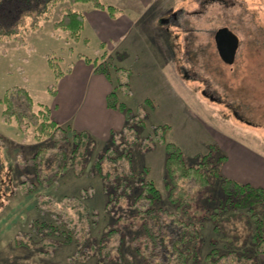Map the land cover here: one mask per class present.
I'll return each instance as SVG.
<instances>
[{
  "label": "rangeland",
  "instance_id": "374dc122",
  "mask_svg": "<svg viewBox=\"0 0 264 264\" xmlns=\"http://www.w3.org/2000/svg\"><path fill=\"white\" fill-rule=\"evenodd\" d=\"M101 1L126 7L119 16L127 20L125 53L105 49L112 66L110 90L118 85L116 77L121 81L128 79L125 75L117 76L115 69H128L130 92L119 93V99L143 119V126L134 127V139L124 124L122 129L114 131L113 137L110 132L106 139L95 142L82 168L81 164L71 165L68 161L66 171L57 175L52 174L56 151H50L40 172L46 176L52 174V181L39 183L31 159L41 143L34 137L32 127L24 132L14 123L7 125L2 121L1 100L7 89L22 87L36 103L54 104L50 90L47 91L48 87L56 88L47 64V59H51L59 64L64 75L70 74L63 87L68 88V94L64 93L61 99L76 92L82 104H86L88 99L98 96L100 86L95 78L85 77V64L78 57L99 62L102 53L99 40L88 30L86 36L91 40L88 45L82 41L74 43L67 33L53 29L64 4L41 30L25 36V45L0 42V158L12 174V195L1 191L4 195L0 206V264H97L103 257L101 245L106 238L109 239L105 264H143L141 256L149 244L141 221L136 211L127 209L121 199L107 206L106 177L100 173L123 171L126 174L117 177L118 183L131 182L144 171L146 180H151L160 193L155 209L175 212L165 187L166 153L164 144L158 140L159 126L166 127L165 142L174 143L182 150L187 166L197 165L199 158L210 151L217 165L219 157L225 156L228 164V155L241 151L252 157L249 164L254 165L252 162L256 160L264 163V0ZM131 2L138 7L129 9ZM73 8L86 15L102 13L91 4H76ZM222 27L232 30L240 42L231 66L220 60L213 40L215 31ZM69 81H72L70 87ZM107 148L114 160L107 157L102 160L103 171L99 172L95 163L108 152ZM71 150L70 142L68 159L73 158ZM126 153L131 159L133 175L128 173L130 166L125 157L121 158ZM243 159L248 160L244 154ZM243 165L233 163L227 169L234 174L248 170L247 176H259ZM223 168L224 165L221 172ZM22 183L29 192L21 189ZM193 187V192L202 190ZM220 195L219 181L211 179V186L197 196L198 203L211 211ZM75 199H80V204L87 208L86 220ZM245 212L229 210L222 218L246 215ZM200 219L199 237L186 246L190 251L187 264H207L205 256L213 248L223 254L234 251L254 255L258 264H264V256L254 252L253 225L248 235L241 221L236 223L238 237L244 242L239 249L226 243L208 218ZM43 222L56 225L64 235L39 232L38 226ZM46 243H54L55 247L46 248ZM91 245L95 246L93 252ZM157 260L162 262L166 257Z\"/></svg>",
  "mask_w": 264,
  "mask_h": 264
},
{
  "label": "trees",
  "instance_id": "16d2710c",
  "mask_svg": "<svg viewBox=\"0 0 264 264\" xmlns=\"http://www.w3.org/2000/svg\"><path fill=\"white\" fill-rule=\"evenodd\" d=\"M64 4L66 6L61 9L60 18L53 22V29L67 33L68 38L72 42L79 43L82 41L85 45L89 44V40L82 39L85 16L82 12L74 9V5L91 4L96 10L106 12L111 18L119 12L114 6L105 4L101 0H0V42H15L19 45H25V36L28 33L41 30L44 23L52 20L55 10ZM185 23L188 25V22ZM98 48L102 51L99 62L81 55L78 58L91 65L93 73L103 75L109 83H112L110 72L112 66L108 61L109 56L105 50V45L100 43ZM47 64L56 84L64 73L59 64L51 59H47ZM115 73L117 76L125 75L128 79L130 77L128 69L116 68ZM128 79L121 81V79L116 77L118 85L113 86L106 95L105 104L108 109L117 111L123 116L125 130H131L135 139L136 131L134 127L136 125L142 127L143 119L135 115L119 99V93L127 95L130 92ZM47 91L51 96H55L56 89L54 86L48 87ZM1 103L4 107L1 114L2 121L7 125L14 123L19 130L24 132L32 127L34 137L41 143L36 148L35 154L31 159L33 174L37 177L39 183H50L52 174L64 173L68 161L71 162V165L77 162L81 164V168L83 167L87 153L97 141L90 134L78 132L70 128V126H62L56 123L51 117L49 107L36 103L30 93L22 87L7 89ZM165 129V126H159L156 131L160 130L158 140L164 144L166 153L164 162L166 173L165 187L168 191V201L175 208V212L169 213L165 210L155 209L154 205L159 202L160 193L151 180H146L144 171L136 175L131 182L121 180L118 183L115 182L117 177H122L126 173L117 171V169L102 172L101 161L106 157L110 161L114 160L112 153H109V148L106 149L108 152L101 155L95 163L96 170L102 172L100 176L106 177L104 193L108 200L107 206H109L111 201H120L119 199H121L127 209L136 211L137 217L141 221L140 226L144 231L146 242L149 244L148 250L144 251L141 256L143 264H187L190 259V251H188L186 246L199 237L200 217L202 219L208 218L213 223L214 230L222 234V239L239 249H242L244 242L238 237L236 223L241 221L248 235L253 225L254 232L251 231V241L255 247L254 252L256 255L264 256L263 190L225 177L221 172V166L225 163L226 157H219L217 160L219 165H217L212 160L213 154L211 151L202 155L197 165L187 166L182 150L174 143L165 142ZM114 134V132H111V137ZM70 142L72 144L71 157L73 158L68 159L67 146ZM50 151H56L55 169L51 175L46 176L40 170L41 166L47 162V156ZM124 157L130 166V172L128 173L133 175L131 159L127 153L123 154L121 158ZM11 178V172L0 158V206L2 204L1 195L8 192L12 195ZM211 179L219 181L221 195L217 200V204L214 200V208L208 211L201 208L197 196L200 191H205L211 186ZM194 185L202 190L197 189L193 192ZM21 189L25 193L30 191L24 183H22ZM1 191L4 194H1ZM116 191H119V194L116 195ZM128 198L132 199L129 200ZM75 200L77 204L81 205L80 199ZM80 207L84 210L82 212L84 214L81 216H84L86 220L88 210L84 205ZM72 208H76V205ZM237 209H244L246 215L236 216L231 214L226 218H222V215L229 210ZM164 219L167 220L165 221ZM38 228V231L44 234L57 233L59 236L64 235L63 230L58 229L53 224L43 222ZM108 239L102 240L101 250L103 257L98 260L97 264H105L104 257L108 255ZM27 242L25 245H28ZM45 246L53 249L55 244L46 243ZM94 249L95 246L91 245V252ZM164 257H166V260L162 262L157 260H161ZM255 258L256 256L254 255L248 256L245 253L238 254L234 251L223 254L221 250L213 248L205 256V261L207 264H258Z\"/></svg>",
  "mask_w": 264,
  "mask_h": 264
},
{
  "label": "crops",
  "instance_id": "0c3cea01",
  "mask_svg": "<svg viewBox=\"0 0 264 264\" xmlns=\"http://www.w3.org/2000/svg\"><path fill=\"white\" fill-rule=\"evenodd\" d=\"M152 1V0H149ZM114 6L119 12L115 14L113 18H111L106 12L100 11L101 15L98 16V13L92 12L89 14H84L85 16V25L84 30L82 32V39L89 40L90 38L86 36L88 30H91L95 37L99 40L97 42L98 46L100 43L105 45V49L114 51L113 53H119L125 51V45H123L126 33V18L119 19L121 12L124 14L123 9L126 7L122 5L121 7L118 5ZM129 9L137 8V4L135 2H131L128 6ZM99 11V10H97ZM119 19V20H118ZM83 43V42H82ZM84 44V43H83ZM85 45V44H84ZM107 50V51H108ZM125 53V52H124ZM81 60V59H80ZM83 61V60H82ZM85 64V77L95 78V83L99 87L100 91L98 96H94L91 99H88L86 104H82V101L78 98L77 93L75 92L73 96L70 94L66 99H61L64 97V93L68 94V88H63L65 85V81L67 76L63 75L56 85V93L55 96H51V99L54 100V104L48 106L51 111L52 119L62 126H70L75 131L78 132H87L90 134L95 140H104L108 137L110 132L118 131L122 129L125 124L123 116L117 111L110 110L106 107L105 97L111 91L110 88L112 83H109L103 75L95 74L92 71V66L89 64ZM69 69L67 70V73ZM66 74V73H64ZM72 81H69V87L71 86ZM81 98V97H80ZM91 102V104H90ZM94 109H96L94 111ZM241 154L228 155V164L225 162L224 168L222 169V174L232 180L237 182H244L252 185L253 187L261 188L264 192V163L259 162L258 160L249 164V160L252 157H248L247 153L243 151ZM243 154L247 161H243ZM240 159L242 160L240 162ZM243 163V167H249L256 172L259 173V176H247L248 170L244 174H234L231 173L227 167L231 164ZM228 165V166H227ZM244 167V168H245ZM248 168V169H249Z\"/></svg>",
  "mask_w": 264,
  "mask_h": 264
},
{
  "label": "water",
  "instance_id": "95a60500",
  "mask_svg": "<svg viewBox=\"0 0 264 264\" xmlns=\"http://www.w3.org/2000/svg\"><path fill=\"white\" fill-rule=\"evenodd\" d=\"M213 40L220 60L227 66L233 65L240 46L237 35L222 27L215 31Z\"/></svg>",
  "mask_w": 264,
  "mask_h": 264
}]
</instances>
